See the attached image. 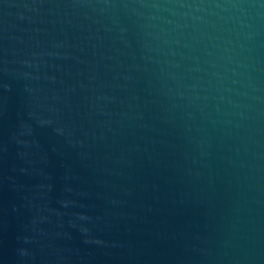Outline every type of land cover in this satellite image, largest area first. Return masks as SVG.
Masks as SVG:
<instances>
[{"label": "water", "instance_id": "1", "mask_svg": "<svg viewBox=\"0 0 264 264\" xmlns=\"http://www.w3.org/2000/svg\"><path fill=\"white\" fill-rule=\"evenodd\" d=\"M0 264H264V0H0Z\"/></svg>", "mask_w": 264, "mask_h": 264}]
</instances>
